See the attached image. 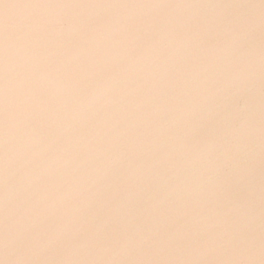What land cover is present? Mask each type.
Returning <instances> with one entry per match:
<instances>
[{
    "label": "water",
    "instance_id": "95a60500",
    "mask_svg": "<svg viewBox=\"0 0 264 264\" xmlns=\"http://www.w3.org/2000/svg\"><path fill=\"white\" fill-rule=\"evenodd\" d=\"M262 5L0 0V264H264Z\"/></svg>",
    "mask_w": 264,
    "mask_h": 264
},
{
    "label": "snow or ice",
    "instance_id": "6c2138e0",
    "mask_svg": "<svg viewBox=\"0 0 264 264\" xmlns=\"http://www.w3.org/2000/svg\"><path fill=\"white\" fill-rule=\"evenodd\" d=\"M261 18H262V23H264V5H262ZM241 40H242V33L241 32L234 33L230 41V44L228 45V48L232 49L239 47ZM238 87H239V82L233 81L230 85L224 88H219L215 91H210L208 95L204 96L199 101L197 107H199L201 111H206L207 109L211 108L213 105L219 107L220 105L228 101L232 95H234L233 89ZM189 134L191 135L192 138H195L198 135V129H196L195 127L190 128ZM228 179H229L228 175L224 173L222 169L217 170V176H216V182H218L217 187L223 188L225 184L228 182ZM69 231L70 229H65L63 231L58 232L55 236L50 238L49 242L54 243L58 240H62L68 235ZM12 242L14 243V241Z\"/></svg>",
    "mask_w": 264,
    "mask_h": 264
},
{
    "label": "bare ground",
    "instance_id": "6f19581e",
    "mask_svg": "<svg viewBox=\"0 0 264 264\" xmlns=\"http://www.w3.org/2000/svg\"><path fill=\"white\" fill-rule=\"evenodd\" d=\"M220 27H224V24H223L222 22H220ZM177 233H178L179 235H181L179 232H177ZM138 252H141V257H142V256H144V257H148L147 254H146V252H144V251H140V250H137V249H136V252H135L134 254H136L138 257H140Z\"/></svg>",
    "mask_w": 264,
    "mask_h": 264
}]
</instances>
